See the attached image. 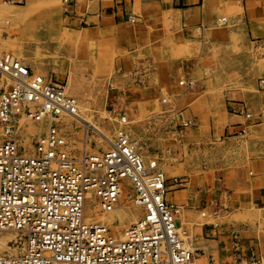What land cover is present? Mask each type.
Returning a JSON list of instances; mask_svg holds the SVG:
<instances>
[{"label":"crops","instance_id":"obj_1","mask_svg":"<svg viewBox=\"0 0 264 264\" xmlns=\"http://www.w3.org/2000/svg\"><path fill=\"white\" fill-rule=\"evenodd\" d=\"M31 1L0 0V12H27ZM65 1L72 30L121 49L119 81L137 111L172 101L195 120L182 134L170 115L135 128L170 179L167 198L181 207L195 264L264 256V114L256 121L242 109L264 113V0ZM183 78L194 87L184 91ZM203 210L215 221H201Z\"/></svg>","mask_w":264,"mask_h":264},{"label":"built area","instance_id":"obj_2","mask_svg":"<svg viewBox=\"0 0 264 264\" xmlns=\"http://www.w3.org/2000/svg\"><path fill=\"white\" fill-rule=\"evenodd\" d=\"M0 80V236L20 233L8 241L10 251L0 248V264H195L178 220L181 207L167 198L170 179L158 159H146L121 129L110 149L78 160L68 150L63 121L76 119L79 99L8 52L0 54ZM180 85L187 90L194 81ZM245 113L253 119L257 111L246 105ZM21 117L41 126L32 150L21 142ZM175 117L181 130L195 124L183 112ZM126 181L142 215L117 239L87 221L85 209L89 193L101 211L116 209ZM20 244L23 252L12 253ZM235 264H264V256Z\"/></svg>","mask_w":264,"mask_h":264},{"label":"rangeland","instance_id":"obj_3","mask_svg":"<svg viewBox=\"0 0 264 264\" xmlns=\"http://www.w3.org/2000/svg\"><path fill=\"white\" fill-rule=\"evenodd\" d=\"M65 7V0H33L30 2L29 11L10 13L9 5H5L0 12V54L8 52L18 57L21 55L19 58L27 61V63L30 62V67L31 65L36 67L34 68L36 73H41L40 70H43L47 73L45 74L46 77L63 83L66 88L68 87V80L72 79L73 87L80 93V96H77L81 102V110L79 111L90 118L92 123L94 122L101 127L112 141L120 129L125 127L132 129L130 135L132 134L131 139L136 143L137 149L146 159H152L150 154L154 151V147L152 144L144 142L135 128L139 126L147 129L146 126L155 125L157 120L161 119L162 116L166 117V115H170L172 119L177 121L175 115L178 112H183L186 117H190L186 112L188 109L179 108L177 103L169 101L173 105L170 110L152 111L150 115H144V111H137L135 103L130 100V95L124 94L127 91L125 85L120 84L119 81L122 68L119 67L121 49L117 43L114 44L108 37L101 34L96 35L91 31L72 30ZM221 23L224 24L225 21ZM123 77H126V74ZM184 79L190 80L187 78L180 79L179 85L180 81ZM262 79L264 76L259 79L258 88L264 91L261 86ZM2 82L0 80V89L5 85ZM193 87L194 85L191 88ZM67 92L70 93L68 88ZM244 105H248L249 108L257 111L254 116L256 121L262 118L263 109L255 107L251 103H242L243 111H245ZM123 117L127 118L128 123L122 122ZM65 119L63 129L68 137V150L78 160L86 154H96L110 149L111 145L93 129L88 131L89 146L85 149V127L79 123L78 119ZM177 128L180 134L185 131V129L182 131L179 126ZM40 131L32 132L24 129L21 133V142L28 150L33 149L34 140ZM124 191H126V187ZM127 191L132 196L133 188L130 185L127 186ZM122 198L128 207H137L141 216L142 211L133 199ZM90 204L93 209H97L96 200H91ZM95 210L93 215L97 214V210L96 212ZM210 215V211H201V221L210 220V222H214L215 220ZM109 228L110 233L115 238L120 239L121 232H117L112 226ZM126 228L123 226L121 229L124 231ZM10 232L20 235L16 231ZM17 238L14 237L13 239ZM189 239L190 235L188 234ZM2 250L10 251L8 247L2 248ZM11 252L22 253L23 245L20 244L17 249L12 248Z\"/></svg>","mask_w":264,"mask_h":264},{"label":"bare ground","instance_id":"obj_4","mask_svg":"<svg viewBox=\"0 0 264 264\" xmlns=\"http://www.w3.org/2000/svg\"><path fill=\"white\" fill-rule=\"evenodd\" d=\"M81 35V34H80ZM79 35V36H80ZM13 54V53H12ZM14 55V54H13ZM15 57H17L18 59H20L22 62H24L25 64L29 65V63H27V61H24L23 59L19 58L18 56L14 55ZM25 58V57H23ZM26 59V58H25ZM30 60V59H29ZM38 63V61H36ZM35 63V62H34ZM40 69V68H39ZM41 73H36L38 75H41L43 77H46L45 74V71L43 70H40ZM69 83H68V90L70 95H73L76 97L77 96H80V93L77 92L75 90V88L73 87L72 85V79L68 80ZM3 83V82H2ZM5 86V85H4ZM66 88V90H67ZM78 98V97H77ZM80 101V100H79ZM80 107H81V102H80ZM81 110V109H80ZM76 119H78L79 123L81 125H83L85 127V132H86V136H85V140H84V148L87 149L88 146H89V129H93L95 132H97L100 137L106 141L107 143H109L110 145H112V139L106 134L104 133L103 129L99 126H97L96 123H92V121L90 120V118L86 117L83 115V113L81 111H79L78 115L75 116ZM66 119L64 118V121ZM21 121V124L25 126V129L28 130V131H32V132H37L39 131L41 128V126L39 124H36V123H33L29 120H26L24 117H21L20 119ZM96 124V125H95ZM123 129V128H122ZM121 130V129H120ZM119 130V131H120ZM124 130L127 132V134L129 135V137H131L130 135V131H133L132 129H128V127H125ZM129 130V131H128ZM132 133V132H131ZM133 137V136H132ZM31 142V141H29ZM30 144V143H29ZM32 146V145H30ZM30 148V147H29ZM84 150V149H83ZM86 153V151H85ZM85 155V154H84ZM129 185V181H126V191L123 190L122 192V196H121V200H120V204L119 206L114 209L113 211H110V212H103V211H99L100 209V205L98 204L97 205V214L96 215H93V211L95 209L92 208V205L90 204L91 200H96L95 198V195L93 193H89V199L87 201V204H86V220L87 221H90V222H95V223H100L102 225H104L105 227H107V229H110L109 226L113 227L117 232H121V236L120 238L123 237V233L124 231H122V227L125 226L128 228V226H130L134 221H138L139 220V216H140V212L138 210L137 207H132V206H129L127 205L126 201L123 200L122 197L125 198H131L132 199V196L129 195V192L127 191V186ZM131 187V186H130ZM169 200V199H168ZM97 201V200H96ZM98 203V202H97ZM179 203V202H178ZM95 210V212H96ZM212 213V212H211ZM260 213H261V210H260ZM263 213V212H262ZM203 214V213H202ZM214 214V213H213ZM142 215V214H141ZM205 215V214H204ZM184 216V215H183ZM264 216V215H262ZM179 218V217H178ZM183 221V220H182ZM210 221V220H209ZM130 224H128V223ZM208 222V221H207ZM180 226L182 227L181 230H185V226H184V222H183V225L180 224ZM123 232V233H122ZM16 238L18 237V235L14 234V233H11L10 231H6V232H3L0 236V248H5V247H9V244H8V241L13 239V238ZM193 241V240H192ZM189 242L192 246V248L195 250V248L193 247L192 245V242L191 240L189 239ZM206 247V246H205ZM194 253V252H193ZM207 255L205 256H208V253H206ZM199 257V256H197ZM196 257V258H197ZM195 258V259H196ZM202 258V257H201ZM199 259V258H198ZM207 262V261H205ZM195 263V262H194ZM203 263V262H202ZM197 264V263H196ZM208 264V263H207Z\"/></svg>","mask_w":264,"mask_h":264}]
</instances>
